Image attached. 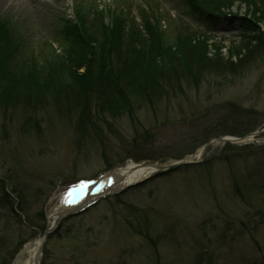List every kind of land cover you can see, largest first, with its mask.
I'll return each instance as SVG.
<instances>
[{"label":"rangeland","instance_id":"374dc122","mask_svg":"<svg viewBox=\"0 0 264 264\" xmlns=\"http://www.w3.org/2000/svg\"><path fill=\"white\" fill-rule=\"evenodd\" d=\"M74 11L86 18L84 34ZM2 22L0 178L26 199L13 201L18 213L0 200V264L41 236L31 225L46 227L76 181L132 155L187 161L211 139L264 128V0H0ZM104 23L114 42L106 89L119 87L129 102L109 99L111 113L87 102L101 69L73 45L103 37ZM149 73L168 75L170 92L136 97ZM62 221L40 264H264V132L247 144L212 143L201 162Z\"/></svg>","mask_w":264,"mask_h":264},{"label":"trees","instance_id":"16d2710c","mask_svg":"<svg viewBox=\"0 0 264 264\" xmlns=\"http://www.w3.org/2000/svg\"><path fill=\"white\" fill-rule=\"evenodd\" d=\"M203 6H204L203 10L209 11L208 8H206L205 4H203ZM196 12L199 13L198 10H196ZM213 13H215V12L212 11V13H211L209 11L208 12V16L212 17L214 15ZM199 14L200 15H204V13H201V12ZM76 15H78V16H77V21H76V24H75V28L80 27L81 28V34H82V32L84 34L87 31L86 24H85V28H84V21L86 20V18L84 19L83 16L80 15V13H76ZM210 17H208V18L210 19ZM6 27H7V25L5 26L4 22L0 23V28L2 30L4 29V32L6 30ZM124 27H126V26H124ZM132 27H135V30L139 33V35H141L140 34L141 31L136 26H132ZM130 28L131 27H129L128 29H130ZM121 31L124 32L125 29H122ZM149 31L152 34V29L151 28L149 29ZM101 32H102V36L103 37H100L101 36L100 33L99 34H94L92 32L91 33V37L87 38V36L84 35V38L81 40V42H79V41L75 42L76 41L75 40L73 45H76L77 43H79L78 48H77V51L79 50L78 51V53H79L78 55H80V50H83L84 49V51H81V57H82L83 64L86 63L87 61L88 62L96 61V64L101 69L100 76L98 77L99 80H100V83H95V85L93 87L91 86L90 89L87 88L89 90V92L87 94V97H86L87 98V102H89L90 104L96 103L97 106H98V109H100V110L103 109L101 111H104V109H105V110H107L108 112L111 113V110L109 109V106L108 105H110V103H112L113 101L111 102L109 99H112V98L114 99V102L111 104V107H116V108H119L120 107L119 104L128 105L129 102H128V100H126V96L125 95H124L125 97L123 95H121V92H120V88L119 87L113 88V89H111V91H107V89H106L107 84H105V82H106L107 74H105L104 71L108 67L107 64H109L110 61L112 60V58L109 59L111 57V55H109V54H111L110 52H111V48H113L114 42H112L111 39H110L111 38V34H113V32L110 31L107 26H105V23L103 24V26L101 28ZM103 32H106V34H103ZM107 32L110 33V34H107ZM117 33H118V38L119 39H121V37L123 38L125 36V33L123 35H121V33H119L118 31H117ZM133 33L134 32L131 31V35ZM100 38H103L101 40V42H100ZM140 40H142V38H140ZM106 45L108 47H106ZM100 47L102 48V55H100V53H98V52L96 53V52L93 51V49H96V50L99 51V48ZM89 52L95 54L96 57H94L93 59L90 58L88 60V53ZM98 57H99V59H98ZM156 74H154V73L153 74L152 73L151 74L150 73L147 74V75H150V78L148 80H146V82L148 81V84H146L144 86L143 85L140 86L142 92L140 91V94H137L136 93L137 95H139V96L136 95V97H141L143 99L152 100L153 97H154V99L155 98H159V97H162V96H164V95H166V94H168L170 92V87H169L170 85H169V83L167 81L168 80V75L159 74V76H153V75H156ZM147 85H150L149 86L150 88ZM130 93H133V92H130ZM108 94H110V96ZM91 95H94L95 97H92ZM129 95H132V94H127L128 97H131ZM116 99L121 100V101H119L117 103L118 100H116ZM136 99H138V98H136ZM82 108H83V104H82ZM85 110L88 111L89 109L88 108H85ZM6 181L8 183H10V180H8V179H0V184H1V187H2V195L0 196V200H3L5 202H7V204L10 206V210L12 212L17 213L16 212V208L14 207V203H13L14 199L12 198V195H14L17 198L18 204H19L20 201L22 202V200H25L26 199V197H25V195H26L25 194V191L24 190H21L20 188H18L15 185V186H13V187L10 188V191L11 192H8L6 190V188H5V182ZM10 186H11V183H10ZM17 208H18V210H21L20 207H17ZM40 215L42 216V218H44L43 217L44 216L43 213H40ZM30 224H31V222H30ZM31 226L33 228H37L38 227V226L33 225V224ZM40 228L43 230L44 229V226H42ZM21 245H22V243H20V245L17 246L16 249H14V252H13L10 260L8 259L5 262V264H10L12 258L14 257V255L16 254V252L18 251V249L20 248Z\"/></svg>","mask_w":264,"mask_h":264},{"label":"bare ground","instance_id":"6f19581e","mask_svg":"<svg viewBox=\"0 0 264 264\" xmlns=\"http://www.w3.org/2000/svg\"><path fill=\"white\" fill-rule=\"evenodd\" d=\"M248 140H253V139L252 137H250V138H246L241 142H245ZM202 157H203V151L202 148H199L198 150H196L195 153L186 157L185 159L187 161H194L197 159H201ZM159 165L160 163L144 166V165L136 164L134 161L130 160L129 162L126 163L124 167L110 174L111 175L110 177L112 179V187L110 190H106L105 193L125 188L129 185H132V183L138 182L140 180L149 177L151 174H153L158 170ZM106 187H108L107 184ZM58 198H59V203L53 206L49 213L48 223L50 227L54 225L56 226V223H58L61 215L66 213L67 210L71 211L72 208H74V207L71 208V206L74 205L73 203H69V205L71 206H67L68 204L65 201L64 195L59 194ZM91 199L92 198H88L82 205L79 206V208L82 207L85 203L89 202ZM40 245H41L40 239H37L36 241L26 245L23 251L21 252L20 256L18 257V259H16V261L13 264H36V257L38 256L37 252Z\"/></svg>","mask_w":264,"mask_h":264},{"label":"water","instance_id":"95a60500","mask_svg":"<svg viewBox=\"0 0 264 264\" xmlns=\"http://www.w3.org/2000/svg\"><path fill=\"white\" fill-rule=\"evenodd\" d=\"M218 140H220V141H227V140H225L224 138H218ZM211 142H212V141H209V142L205 145L204 149H206L207 146H208L209 144H211Z\"/></svg>","mask_w":264,"mask_h":264},{"label":"snow or ice","instance_id":"6c2138e0","mask_svg":"<svg viewBox=\"0 0 264 264\" xmlns=\"http://www.w3.org/2000/svg\"><path fill=\"white\" fill-rule=\"evenodd\" d=\"M85 186H86V182H82L81 187H85Z\"/></svg>","mask_w":264,"mask_h":264}]
</instances>
